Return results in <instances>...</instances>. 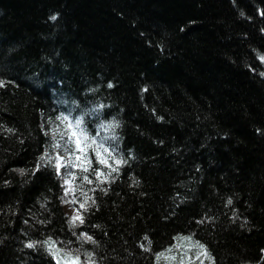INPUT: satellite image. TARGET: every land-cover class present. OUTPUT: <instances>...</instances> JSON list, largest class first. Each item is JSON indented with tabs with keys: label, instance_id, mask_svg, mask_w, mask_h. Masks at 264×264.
<instances>
[{
	"label": "trees",
	"instance_id": "16d2710c",
	"mask_svg": "<svg viewBox=\"0 0 264 264\" xmlns=\"http://www.w3.org/2000/svg\"><path fill=\"white\" fill-rule=\"evenodd\" d=\"M262 57L264 0H0V264H264Z\"/></svg>",
	"mask_w": 264,
	"mask_h": 264
},
{
	"label": "snow or ice",
	"instance_id": "6c2138e0",
	"mask_svg": "<svg viewBox=\"0 0 264 264\" xmlns=\"http://www.w3.org/2000/svg\"><path fill=\"white\" fill-rule=\"evenodd\" d=\"M55 19V17H53ZM264 59V57H262ZM5 79L0 77V85L5 84ZM82 121L77 120L76 124H81ZM68 135L70 139L74 142V148L75 152L71 150L70 147H66L65 151L68 153V156H74V160H68L64 156H61L59 153H57V158L54 161L55 169L57 174L61 173L62 168L65 166H71L75 168H80L82 171L87 173L88 171H92L94 175L98 178H101V182L103 180L109 179L110 172H106L107 169H112L114 171H119V168H113L112 164V153L113 149L111 147H108L104 144H97L95 142V136H89L84 128H80L77 130V128L71 123H68ZM256 131L260 132L261 129L257 128ZM91 141V143H89ZM89 150H91L90 154ZM52 157H46V162L51 160ZM121 163H127V161H123L121 159L116 160V164H121ZM95 164V167L93 165ZM41 165L37 163L36 169H39ZM21 173L26 171V169H19ZM71 175H75V173H71ZM84 180L89 181L90 183L92 182L91 178L89 175L85 174L84 175ZM5 183H8V181H5ZM65 183L71 185L72 181L71 180H66ZM107 189H105L106 191ZM70 191L69 188H64V192L68 193ZM73 200H75V197H72ZM87 199V198H86ZM62 202H67L62 200ZM79 207L75 208L74 214L71 215V222L76 223L78 222L80 225H83L85 222V211L89 206L86 205L83 202H79ZM95 201L93 200V203ZM228 204H232V198H228ZM65 215H68L65 213ZM41 223H46V221H41ZM80 236L87 239V240H92L95 242L94 237L89 234V232L84 231L80 233ZM53 237L49 236L48 241H52ZM47 244L48 242L45 241ZM69 243H71L69 241ZM28 247H34V244L32 241L27 242ZM201 247H204L201 245ZM48 251L51 254L52 258L56 260L57 264H61V257L58 256L57 252L53 250V247L51 244L48 245ZM61 252H65V249H60ZM70 254V252H69ZM80 257L79 255L71 256L70 259H65L64 264H79ZM90 264H94V262L90 261Z\"/></svg>",
	"mask_w": 264,
	"mask_h": 264
},
{
	"label": "rangeland",
	"instance_id": "374dc122",
	"mask_svg": "<svg viewBox=\"0 0 264 264\" xmlns=\"http://www.w3.org/2000/svg\"><path fill=\"white\" fill-rule=\"evenodd\" d=\"M66 158V156H64ZM57 158V155L55 156L54 160ZM68 180L66 177H64L63 179V185H64V188H69V184L65 183V181ZM70 189V188H69ZM67 196H69V192L67 193Z\"/></svg>",
	"mask_w": 264,
	"mask_h": 264
}]
</instances>
